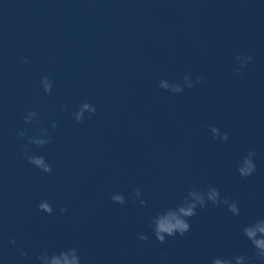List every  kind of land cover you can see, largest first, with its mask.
<instances>
[{"label":"clouds","instance_id":"clouds-1","mask_svg":"<svg viewBox=\"0 0 264 264\" xmlns=\"http://www.w3.org/2000/svg\"><path fill=\"white\" fill-rule=\"evenodd\" d=\"M238 62L234 71L237 74H242L243 69L252 62V56L247 54H241L236 57ZM23 63H27L25 59ZM203 76L196 77L193 81L191 76L185 75L183 77V83L177 81H169L167 79H161L159 81V87L163 90L172 93H182L185 88L191 89L195 87L196 83H202ZM41 86L45 94L50 95L53 89V81L44 76L41 78ZM64 110L63 108L61 109ZM85 113H88V118L96 113V107L88 101L81 102L78 108L73 112V118L77 123H82L85 120ZM25 124H32L33 122L39 124L38 113L36 111H28L23 117ZM52 127L56 128L57 124L52 123ZM209 130L214 139L222 141H228L229 137L226 132H221L218 127L209 126ZM17 136L26 139L27 143L23 145V155L30 165L40 169L44 173L50 174L52 172L51 164L46 160L43 155L31 154L29 145H35L43 148L45 145L51 143V136L47 128H39L37 134L29 135V129L24 128L16 133ZM256 153L254 150H249L247 154L239 161L237 165L238 174L247 178L252 176L256 171V163L254 160ZM142 192L140 189H136L132 199L139 200L141 206H146V201L141 199ZM111 200L117 204H125L126 198L121 193H116L111 196ZM209 204L220 207L225 206L227 211L234 217H239L241 214L240 207L237 202L229 199L228 197H222L218 188L208 187L202 189L197 186H193L182 198V201L173 206L166 208L163 212L158 213L151 221L152 235L161 244L167 242L168 238H175L177 236L183 237L191 230V223L189 222L192 217L197 215L198 209H204ZM38 210L52 215L54 212L52 204L48 200H42L38 204ZM67 208H61L60 212L66 213ZM243 235L250 242L253 248V256L246 255H233L232 257L216 256L212 257L210 264H264V219H257L243 227ZM142 241H147L149 237L145 234H140L138 237ZM8 243L15 245V238H10ZM21 256L25 260H29L30 257L27 253H21ZM36 260L38 264H82L79 250L76 246L67 247L59 251L49 252L47 249H42L37 255Z\"/></svg>","mask_w":264,"mask_h":264}]
</instances>
